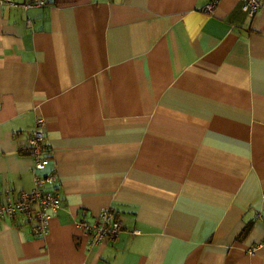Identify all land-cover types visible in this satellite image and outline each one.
<instances>
[{
	"label": "crops",
	"instance_id": "1",
	"mask_svg": "<svg viewBox=\"0 0 264 264\" xmlns=\"http://www.w3.org/2000/svg\"><path fill=\"white\" fill-rule=\"evenodd\" d=\"M26 1L0 0V204L42 118L61 206L44 238L0 219V264H264V8ZM103 208L122 230L89 248Z\"/></svg>",
	"mask_w": 264,
	"mask_h": 264
},
{
	"label": "built area",
	"instance_id": "2",
	"mask_svg": "<svg viewBox=\"0 0 264 264\" xmlns=\"http://www.w3.org/2000/svg\"><path fill=\"white\" fill-rule=\"evenodd\" d=\"M3 1L10 3L9 0ZM235 1L249 18L254 17L260 9L264 8V0ZM43 5L44 0H27L22 6L24 9H30ZM212 9L213 4H209L205 6L204 11L211 12ZM45 133L44 120L37 118L28 136V154L33 165V188L29 192L19 193L16 198H12V193L6 190L0 204V219L23 217L36 238L46 237L50 220L61 206L60 198L55 192L57 176L54 171L45 172L49 163V158L45 155ZM259 220L264 225V214L259 215ZM77 226L82 230L89 248L106 240L115 241L122 230L120 220L111 208L101 209L93 223L82 221ZM259 249H264V237L250 251L253 253Z\"/></svg>",
	"mask_w": 264,
	"mask_h": 264
}]
</instances>
